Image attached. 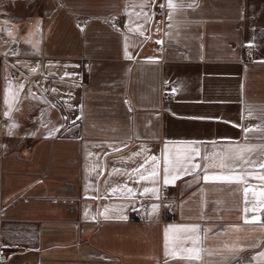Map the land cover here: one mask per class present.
<instances>
[{
    "label": "crops",
    "instance_id": "obj_1",
    "mask_svg": "<svg viewBox=\"0 0 264 264\" xmlns=\"http://www.w3.org/2000/svg\"><path fill=\"white\" fill-rule=\"evenodd\" d=\"M174 3L175 11L167 0H0L5 264H189L166 256L165 229L191 224L207 250L195 264H264V211L245 223L253 197L245 203L244 185L194 180L203 169L167 187L162 179L166 144L173 152L191 143L201 165L230 145H256L257 164L236 170L264 173V0ZM154 5H165L161 21ZM9 83L24 87L5 116ZM152 155L161 158L159 199L142 195L153 185L132 174ZM248 183L259 186L258 202L264 182Z\"/></svg>",
    "mask_w": 264,
    "mask_h": 264
},
{
    "label": "snow or ice",
    "instance_id": "obj_2",
    "mask_svg": "<svg viewBox=\"0 0 264 264\" xmlns=\"http://www.w3.org/2000/svg\"><path fill=\"white\" fill-rule=\"evenodd\" d=\"M144 5L141 4V7ZM165 5H161L164 7ZM169 9L175 11L177 5L174 3V0H167V5ZM192 6V5H190ZM8 35L11 36L12 33L8 32ZM157 43H161V41H157ZM31 71L35 72L36 69L33 68ZM65 75H68L67 73ZM24 85L20 84L18 86L17 91L13 92L11 89V84L9 83V88L5 91L4 103L8 105V111L4 113L5 116L11 114L12 107L14 103L19 99V89H23ZM55 91V90H53ZM29 95H32L31 93ZM82 108V106H81ZM80 117H77L79 119ZM75 123V121H73ZM13 124L10 127H15ZM58 131V129H57ZM242 131L245 133L252 132L254 129L242 127ZM259 146L256 145H248V144H237L230 145L226 150L225 154L221 155L218 163H204L201 165L200 163H196L195 160L198 156H200V151L197 148L192 147V144H186L182 149H178L176 151L170 152L168 150L167 144L165 145V151L163 154V186L167 187L168 185H174L178 179H181L184 176H188L192 173H198L199 170L203 169V175L197 174L194 177V180L199 181L203 179L205 182H223L229 184H237L244 185L243 193L245 195V203L248 204V194L251 193L253 197L252 206L245 207L244 209V221L245 223H256L261 220V217L258 215H252L250 218L247 216L248 212H261L264 211V188H261L259 191V201L257 202V188L259 186L249 185L248 177H252L254 179L260 180L264 182V173H252L247 170L237 171L236 169L241 164H251L256 165L257 160L251 158V153ZM247 154V158L246 157ZM133 155H139V153H134ZM209 159L208 156L204 157V160L207 161ZM259 164L258 167L264 169V156L258 158ZM231 161V163H228ZM151 164V168H145V165ZM209 168H219L221 169L220 173H211L209 174ZM141 169L144 171L142 172ZM227 169V173L223 170ZM114 171H119L114 169ZM132 174H136L138 176L139 181H151L152 187H144L142 191V195L144 194H152V196L159 199L160 187L158 186V180L161 177V158L152 155L145 159L144 163L141 164L138 168L132 170ZM131 175V174H130ZM127 192L132 193L134 190L132 188H128L127 185L124 186ZM117 189H112L115 192ZM152 212L150 215L157 214L160 208L159 204H153ZM233 231H240L238 226H232ZM207 231H211V229H206ZM201 229L197 224L191 225H169L165 229V254L173 259L177 257L189 261V264H195V262L200 261L201 253L207 251L201 247L202 237L200 235ZM206 239V234L204 236ZM190 243V246H185ZM257 245L253 244L252 247H256ZM227 247V246H226ZM230 251L234 253L243 251L241 248H232ZM257 256L261 259H264V252H259ZM257 257H252V259H256Z\"/></svg>",
    "mask_w": 264,
    "mask_h": 264
},
{
    "label": "built area",
    "instance_id": "obj_3",
    "mask_svg": "<svg viewBox=\"0 0 264 264\" xmlns=\"http://www.w3.org/2000/svg\"><path fill=\"white\" fill-rule=\"evenodd\" d=\"M153 13H154V18L156 21H161L163 19V10H162V7L160 5H154L153 6ZM111 26L113 28H120L121 27V17L119 14H114L112 17H111ZM13 42L10 41L9 42V47L11 48ZM244 53L246 54V57L248 60H251V52H250V48L249 47H246L244 49ZM83 67H84V71H88L89 69V62L87 60L83 61ZM164 84H169V82H164ZM163 95L165 97H169V98H172L174 96V92L173 91H166L163 93ZM6 126V123L5 121H3V123H1V128H5ZM133 214L136 218L139 217L140 215V212L138 209H135L133 211ZM8 257V253L5 249V247L3 245L0 244V264H5L6 262V259Z\"/></svg>",
    "mask_w": 264,
    "mask_h": 264
}]
</instances>
